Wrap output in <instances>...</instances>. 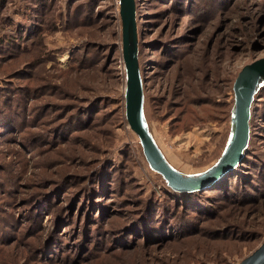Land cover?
<instances>
[{"label":"rangeland","instance_id":"rangeland-1","mask_svg":"<svg viewBox=\"0 0 264 264\" xmlns=\"http://www.w3.org/2000/svg\"><path fill=\"white\" fill-rule=\"evenodd\" d=\"M32 1L0 5V101L21 106L0 132V264H243L264 243V67L240 87L260 162L239 173L263 172L257 191L200 192L188 210L127 119L124 1L47 0L31 36L18 21ZM128 31L133 115L177 174L201 180L238 141L235 85L264 58V0H135Z\"/></svg>","mask_w":264,"mask_h":264},{"label":"water","instance_id":"water-1","mask_svg":"<svg viewBox=\"0 0 264 264\" xmlns=\"http://www.w3.org/2000/svg\"><path fill=\"white\" fill-rule=\"evenodd\" d=\"M126 12L125 27H124V55L127 63L128 71V92L126 100L127 119L134 131L139 135L144 147L148 150V153L153 160L158 164V170L161 171L169 184L179 189H199L210 184L215 179L219 178L227 169L231 168L236 164L239 159L244 155L245 142L249 133V99L241 93L240 87L244 78L264 67V58L257 60L251 65L246 66L238 77L235 85V92L237 96V102L239 107V113L241 118V130L238 141L232 146V149L227 152V155L211 173L205 175L201 180L190 182L184 180V177L177 174L164 160L159 148L154 142L151 134L147 128L140 124V122L133 115V106L135 104L136 95L139 91V79L137 75V54L132 57L129 50V31L128 24L129 20L132 19L134 23L135 17V0H123ZM135 30V29H134ZM135 35V31H134ZM243 264H264V243L256 249L250 256H248Z\"/></svg>","mask_w":264,"mask_h":264},{"label":"trees","instance_id":"trees-1","mask_svg":"<svg viewBox=\"0 0 264 264\" xmlns=\"http://www.w3.org/2000/svg\"><path fill=\"white\" fill-rule=\"evenodd\" d=\"M6 2L5 1H1L0 5L4 4ZM35 3V7H33ZM49 4V2L47 3V0H33L31 3L27 2L26 5H29L30 8H28L27 10L29 11L28 15L25 16V13L24 15L22 16L21 20H19V24L20 23H23L24 27L21 30L26 32L27 35H31V36H35L38 31H41L39 27H41L40 24H38L37 22V18H33L35 14V12L32 13V10H38V6L40 5L41 7H47ZM18 12L20 14H22L23 10H18ZM25 12H26V9H25ZM33 15V16H32ZM39 17V16H38ZM28 23V24H27ZM32 23L34 24L35 28L32 25ZM21 25V24H20ZM19 26V25H18ZM20 28V26H19ZM18 30V29H17ZM22 32V33H24ZM124 40V38H123ZM13 41V39H12ZM3 42V41H2ZM13 44V43H12ZM12 44H10V50H13L15 51V49L12 47ZM2 45V43L0 44V46ZM36 45H39V46H42L43 44L41 42H36ZM31 50V49H29ZM35 60V58H33ZM37 59L38 58V55H37ZM236 94V92H235ZM142 97H143V101L145 102L146 100V95H145V92L143 91V84H142ZM15 101V99H14ZM205 101H212L211 97H206L205 98ZM2 104V107L0 109V111H2V115H3V119H1L0 121V132H5V131H8L10 128L14 127L15 125H19V119H20V116H21V112H20V109H21V106L18 104V109L15 113H11L9 114V106L10 105H14V104H11V103H6L5 102V98L0 101V105ZM235 107L237 108L238 107V102H237V96L235 97ZM253 111H254V105L252 103H250V109H249V133H248V136H247V139H246V142H245V152H244V155L239 159V161L234 164L231 168L227 169L219 178L215 179L214 181H212L209 185L203 187V188H199V189H179V188H175L173 186H171L168 182V180L165 178L164 174L159 171L163 177V181L165 183V187L167 188V193L168 195H171L173 197L174 200H180L181 203H183V206H187V209L189 210V208L191 207V204L192 202H189L192 197H194V195L200 193V196L202 198H209L211 193L210 192H207V191H217V190H222V191H225L227 193L229 192H246L249 193V194H254V192L257 191V189H247L248 186H254L256 183H258L257 181H259L260 179L257 178V175H263V172H260V171H255L256 173L253 174L252 172H242V173H239V169L242 168V165L246 162V160H249L248 162L250 163L249 166H251V171H254L257 169V166H256V162L257 164L260 162V158L259 159H256L254 157H252L253 155L250 154L248 151H249V147H250V144H251V140H252V136L254 135L253 132H252V124H251V120H252V114H253ZM184 112V111H183ZM183 112L181 113V115L183 114ZM184 114H186L184 112ZM230 114L233 115V109H232V112L230 111ZM179 115V116H175L177 118V120H175V122H173L174 124L177 125V123H180L183 119V117ZM18 118V119H17ZM204 119V117H203ZM208 120V118H207ZM175 129H177L178 127H174ZM226 137H225V141H224V147H226V145L228 143H226ZM142 147L143 149L145 148L144 145L142 144ZM223 155V156H222ZM221 156V162L223 161V159L225 158V156L227 155V151ZM252 155V156H251ZM220 157V156H218ZM259 160V161H258ZM220 162V163H221ZM220 163L217 165V167L220 165ZM216 167V168H217ZM244 173H247V174H244ZM230 177H232L233 180H228ZM240 183V186L239 188L236 187L235 188H231L232 186V183ZM228 182L230 184H228ZM237 190H240V191H237ZM249 197V196H247ZM209 200V199H208ZM194 203L197 202V200L193 201ZM147 204L148 202L145 200V209L143 207V209L141 210L140 213H142V215L145 213L146 211V207H147ZM199 204V203H198ZM202 205V203L200 202V206ZM172 208V206H171ZM143 211V212H142ZM166 213L168 214V212L166 211ZM146 214V213H145ZM165 223V221L163 222V224ZM142 224V222L140 223V225ZM162 224V223H161ZM52 249L51 245L48 244L46 246V250H48V252L50 251V253H52L53 251L49 249Z\"/></svg>","mask_w":264,"mask_h":264},{"label":"bare ground","instance_id":"bare-ground-1","mask_svg":"<svg viewBox=\"0 0 264 264\" xmlns=\"http://www.w3.org/2000/svg\"><path fill=\"white\" fill-rule=\"evenodd\" d=\"M157 126V125H156ZM165 140V139H164ZM167 154H169V151L167 150V152H166ZM174 154V153H173ZM173 154L171 155L172 157H173ZM171 156L169 157V158H171ZM170 161H171V159H170ZM172 161H174V158H172ZM179 164V163H178Z\"/></svg>","mask_w":264,"mask_h":264}]
</instances>
